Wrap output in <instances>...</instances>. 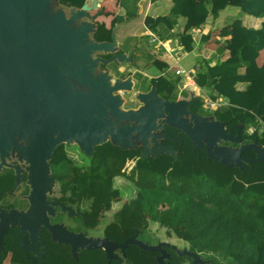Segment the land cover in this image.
Here are the masks:
<instances>
[{"label":"trees","instance_id":"1","mask_svg":"<svg viewBox=\"0 0 264 264\" xmlns=\"http://www.w3.org/2000/svg\"><path fill=\"white\" fill-rule=\"evenodd\" d=\"M124 1L122 7L125 8ZM134 1L136 4L139 0ZM61 2L69 5L75 0ZM77 2L81 7L85 0ZM186 2L173 0L170 14L159 21L165 26L164 35L169 32L168 25H175L184 15ZM228 7L238 8L239 16L264 19V0H200L196 7V26L204 24L210 16L217 18ZM129 15L135 17L136 13ZM146 22L158 32L156 20L147 18ZM231 35L229 59L216 63L204 60L194 81L198 87L211 90V100L225 99L228 103L214 111L206 110L205 115L227 122L234 134L236 127L242 126V139L250 144L259 137L264 139V130L260 132L264 126V63L261 66L258 63L264 50V21L257 29L244 25L235 27ZM181 39L184 49L193 51L192 37ZM148 60L160 71L168 67L153 56H148ZM112 66L119 70L114 64L103 68ZM179 83V79L171 82L160 75L150 80L149 88L157 85L162 98L175 101ZM240 83L246 84L244 90L238 89ZM205 103L197 99L195 106L202 109ZM165 133L176 138L181 132L168 128ZM165 144L175 146L179 151L177 158L162 154L159 158L140 159L142 148L123 150L107 142L96 147L91 157L86 156L89 161L84 162V156L80 157L82 161L71 154L76 145L62 144L50 161L52 176L57 180L52 199L73 208L89 200L91 206L86 211L104 213L114 202L124 200L122 190L128 187L135 195L126 200L113 214V220L104 226L103 238L121 244L137 235L138 240L157 245L161 239L150 227L156 223L167 236L185 241L191 252L200 255L203 264H264V162L243 169L228 167L209 159L205 146L195 151V145L186 135L180 137L179 142L166 140ZM245 155L256 157L251 149ZM132 161L135 164L128 172L126 166ZM11 172L6 170L0 174L3 178L0 180V208L24 210L26 201L12 203L9 199L15 187ZM242 178L244 181L240 182ZM28 194L27 186L23 195ZM82 231L88 233L89 229L82 224L76 232ZM41 235L45 250L38 260L42 264H159V253L134 245L124 252L120 250L121 255L117 252L121 261L108 260L103 249L80 248L75 258L70 244L54 241L46 229ZM22 239L18 227L9 230L3 237L0 264H31L20 246ZM168 252L170 259L166 263L192 264V258L179 256L171 249Z\"/></svg>","mask_w":264,"mask_h":264},{"label":"water","instance_id":"2","mask_svg":"<svg viewBox=\"0 0 264 264\" xmlns=\"http://www.w3.org/2000/svg\"><path fill=\"white\" fill-rule=\"evenodd\" d=\"M92 1V6L69 8L61 0H0V169L9 167L7 160L17 156L28 165L31 189L27 211L0 210V252L3 237L18 227L27 258L31 264H42L38 257L43 256L40 238L45 228L54 241L70 244L75 258L79 248L103 249L108 260L121 261L117 252L134 245L159 253V264H172L165 262L170 259L168 249L192 258V264H203L197 253L168 242L149 245L136 235L118 244L50 223L54 206L75 215L72 207L47 200L55 186L50 161L62 144H75L88 157L96 147L111 142L123 150L142 148L140 159L162 154L177 158L175 146L163 141L179 142L186 135L195 151L205 146L209 159L228 167L243 169L264 162V147L257 140L246 144L242 126L234 134L227 123L193 112L196 98L169 101L152 85L147 93L136 95L137 109H124V95L134 90V82L116 78L103 66L120 67L131 61L132 54L119 53L114 38L112 42L92 39L98 15L90 12L99 8L98 0ZM107 55L112 56L107 59ZM166 128L181 133L175 138L164 133ZM248 149L255 158L244 156ZM15 168L19 181L21 170Z\"/></svg>","mask_w":264,"mask_h":264},{"label":"crops","instance_id":"3","mask_svg":"<svg viewBox=\"0 0 264 264\" xmlns=\"http://www.w3.org/2000/svg\"><path fill=\"white\" fill-rule=\"evenodd\" d=\"M86 1L87 0H85L84 4L86 3ZM123 1L124 0H99V2H98L99 8L95 12H90V14L92 16L98 15L96 17L95 21H93L96 24L97 29H96L95 33L92 35V39L95 40L96 42H112V38H114V40L118 43V46L116 48L117 51H119V53H125L127 55H129V53H131L132 54L131 61L136 62L135 66H138V67L143 68V69L147 68L146 69L147 73L146 74L144 73V76H148L150 80L153 78H156L160 75L167 77L168 80L171 82L179 79L180 83H179L178 92H177V94H178L177 95L178 99H176L177 101L178 100H187L188 101V100H191L192 98L203 99L206 102L204 105V108H203V109H205V111L206 110L207 111H214V110L218 109V107L227 106L228 103L225 99H218L216 101H213V100H211V97H210L212 94L210 89H208V88L202 89L195 84V81H194L195 75L199 72V70L203 64H201L199 67H197V69H195L196 70L195 75L193 76V79H192L194 84L189 83L183 77L177 76L178 78H176V79L174 77L169 78L170 73L174 74L172 71L169 70V68L171 67V65L174 64L175 59H177L179 62V58L175 57L174 54L181 53V52L189 53L188 51H186L184 49L181 38H184L185 36H191L193 39V42H194V49L200 50V55L203 58V60H207V61L214 62V63H216L218 61H227L229 59L228 45L233 41V35H231V30H233L235 27H239V26H243V25L248 27V28L257 29L261 26V23L264 21V19L255 18L252 16H239L238 12H236L234 10H230L228 7L227 9L222 11L217 18L210 16L204 24H202L200 26H196V21H195L196 7L199 4L200 0H187V2L185 4L184 15L177 19L175 25L169 24L168 28H167V30L169 32L167 35H164L162 31L164 30L165 26L162 25L159 21L162 18H165L166 16H168L170 14V11L173 7V0H139L136 4H135L134 0H131L130 2L124 1L125 8L122 7ZM213 1L216 2L217 0H213ZM135 13H136L135 17H130L129 14H135ZM105 16H107V18H109V23L106 22L107 24H105L104 22H102L100 20L98 21V18H100V17L104 18ZM146 18H153L154 20H156L157 24L155 26L156 27L155 29L160 34H158V32H156V31H154V32H156L158 34V36L162 42L167 43V45L169 46L168 49H171V51H172L173 57H171L163 48L158 49L157 45H154V44H152L153 47L151 46L150 49L147 48V51H145V52H148V55L146 56V58L148 56H154V58L157 61L164 63L168 66L167 68L162 69L161 71L159 70V68L154 66L153 63L146 61L145 57L144 58L140 57V52L137 51L138 49H141V50L143 48L145 49L144 46L142 47V45H143L142 42H140L142 39L141 37L142 36H148L149 37V33L145 30V26H144V20ZM136 19L141 20V22H140L141 26L138 30H137V27L135 26V24L131 23L132 20H136ZM129 20H131V21L129 22ZM130 38H134L135 42L131 43V45L128 47L127 51L120 52L121 51L120 46L126 44L127 43L126 41ZM179 51H181V52H179ZM135 54H136V56H135ZM134 57H136L137 60L133 59ZM142 61H144L145 64L142 63L143 65H141ZM130 62H128V63H130ZM125 63H127V62H124L119 67V70L121 71V73L125 72L124 67H131V66L125 65ZM258 63L260 66L264 63V50L260 54V58L258 60ZM148 65H150L149 68H148ZM153 67L156 68L160 74L155 75V76L150 75L148 73V71H150L151 68H153ZM243 71H244V69H241V72H243ZM124 78H120V79L124 80ZM128 78H131V77H128ZM132 80L134 82V79H132ZM193 86H195V87H193ZM134 87H135V82H134ZM191 87H192V91L189 92L190 98H188V96H186V95L184 97L182 95V93H186ZM150 88H149V85L147 84L146 90L140 91V93L149 91ZM245 88H246V84H244V83L238 84L239 90H244ZM204 90H209L210 91L209 95L207 93H205L206 91H204ZM195 91L203 92L204 95H202L200 97L194 96L193 94ZM210 101L216 102L218 105H216V107L214 109H210L209 105H208ZM194 106H195V103H194ZM135 108L137 109L138 107H135ZM195 108H196V106H195ZM196 109L201 110L198 108H196ZM257 141L261 146L264 147V139L263 138L259 137L257 139ZM129 163L132 164V167L135 164V162H133V161L129 162ZM130 164H127V165L129 166ZM129 168L132 169L131 167H129ZM243 181H244V178H242V180L240 182H243ZM124 202L125 201H121V203H119L120 204L119 205L118 202L116 201L112 205H114L116 203V208L119 209L121 207L122 203H124ZM112 205H111V207H113ZM112 209H113L112 211L106 210V212L100 213L99 217H104V216L108 215V220H110L109 219L110 216H112L117 210L114 207ZM87 215H89V213ZM99 217H98V219H99ZM154 225H157V227L159 226L158 224L155 223V224H151L150 227H152V229H153ZM102 228H104V227L101 226L100 231L103 230ZM158 237L161 239L160 240L161 242H168V243H171V244H174L177 246L176 241L173 242L171 240L161 238V236H158ZM101 238H103V237H101ZM174 238H176V237H174ZM175 240L178 241L181 239L176 238ZM181 241H183V240H181ZM178 248L179 249H188V246H186L184 248H180V247H178Z\"/></svg>","mask_w":264,"mask_h":264},{"label":"rangeland","instance_id":"4","mask_svg":"<svg viewBox=\"0 0 264 264\" xmlns=\"http://www.w3.org/2000/svg\"><path fill=\"white\" fill-rule=\"evenodd\" d=\"M98 2H99V0H98ZM86 3L90 4L91 6L93 5V1L92 0H87ZM64 5H66V4H64ZM77 5H79V4H78L77 0H75L74 3L69 4V5H66V6H69V8H73V7L79 8V6H77ZM229 9L230 10H234V11H236L238 13L240 12V10L238 8H236V7H229ZM95 11L96 10H94L92 12H95ZM99 20L102 21V22H104L105 24H107L106 22L109 23V18H107V16H105L104 18H101L100 17V18H98V21ZM130 21L131 20H129V22ZM140 22H141L140 19H136V20H132L131 21V23L135 24V26L137 27V30L141 26L140 25ZM145 22H146V19L144 20V23ZM141 38L142 39H141L140 42H142V44H143L142 47L144 46L145 49L144 48L142 50L141 49H138L137 51L140 52V57H142V58L145 57L146 58V56L148 55V52H145V51H147V48L150 49L151 46L153 47V45L151 43V37L150 36L149 37L148 36H142ZM126 42H127L126 44L120 46V50L121 51H127L128 50V47L131 45V43L132 42L134 43L135 41L134 40H131V41L129 40V41H126ZM179 52H181V51H179ZM135 56H136V54H135ZM174 56L177 57V58H179L178 67H180L182 70H184L186 72H189V71L192 70V71H194V75H195V71H196L195 69H197V67H199L201 64H204V60H203V58L200 55V50L199 49H194L193 51H191L189 53H184V52L176 53V54H174ZM153 58H154V56H153ZM133 59L137 60L136 57H134ZM146 61H149L148 60V57L146 58ZM149 62H151V61H149ZM142 63H144V61L141 62V65H143ZM135 64H136V62H134V61L133 62L131 61L130 63H125V65L131 66V67H124V69H125V72L124 73H121L120 70H116L113 66L110 69L112 71V73L116 76V78H124V77H127L128 76V77H131L132 79H134L135 87H134L133 92L126 93L124 95L125 96V99H126V104L124 105V108L125 109H130V108H133L134 109L135 107H138L139 106V103H138V101H136V95L138 93H140V91H145L147 84L148 85L150 84L149 77L148 76H144V73L145 74L147 73V70H146L147 68L146 69L145 68L143 69V68H140L138 66H135ZM149 66L150 65H148V68H149ZM169 70L172 71L171 70V67L169 68ZM148 73L150 75H154V76L160 74L159 71L156 68H154V67L151 68V70L148 71ZM174 74H171L170 73L169 78L170 77H174L175 79L178 78V77H183L184 78V76H178L177 77V75L175 74L176 75L175 76ZM193 87H195V86H193ZM190 91H192V87L186 93H182V95L184 97L186 95V96H188V98H190V93H189ZM204 91H206L205 93H207L209 95V92H210L209 90H204ZM193 95L194 96H197V97H200V96L204 95V93L203 92H200V91H195ZM200 111L202 113V116L205 115V112H207L203 108ZM73 145H75V144H73ZM71 151H72L71 152L72 155H75V157H78L79 154H80V157L81 158H83V156H84L85 162H88L89 161V158L86 157L87 155L84 152H82L77 145ZM128 164H130V163L128 162ZM131 166H132V164H130L129 166L128 165L126 166V169H127L128 172L130 171V168L129 167H131ZM134 195H135L134 190H132V189H130L128 187H126V188H124L122 190V197L124 199L123 201H126L129 198H132ZM82 206L84 207L83 209L90 208L91 201L86 200L83 203ZM112 206L115 209H117L115 204L112 205ZM113 207H110L107 211H112L113 210L112 209ZM88 213H89L90 220H91L90 221V226H95L97 228V232H94V235H92L93 233L91 231V238H101L102 237V230L100 231V227L101 226L104 227L110 221H112L114 215L110 216V218H109L110 220H108V215L107 216H104V217H99L100 213H93V212H91V210H89ZM98 217H99V219H98ZM96 224H97V226H96ZM151 229H152V227H151ZM152 230L158 236H161V238H164V239H167V240H171L173 242L176 241L177 246L180 247V248H184V247L188 246V244H186L184 241H181V240H178L177 241V240H175L176 238L167 236L166 231L163 230V229H161L159 226L157 227V225H154ZM118 254L121 255V252L118 251Z\"/></svg>","mask_w":264,"mask_h":264},{"label":"flooded vegetation","instance_id":"5","mask_svg":"<svg viewBox=\"0 0 264 264\" xmlns=\"http://www.w3.org/2000/svg\"><path fill=\"white\" fill-rule=\"evenodd\" d=\"M147 92L148 91H146L144 93H147ZM169 101H171V100H169ZM175 101H177V100H175ZM139 106H140V104H139ZM134 109H136V108H134ZM191 110L193 112L197 113L198 115L202 116L201 111L197 110L194 105L191 107ZM203 116H206V115H203ZM225 123H227V122H225ZM227 128H228V123H227ZM167 129L168 128H166V130ZM228 129H231V128H228ZM166 130H164V133H165ZM167 140H169V139H167ZM165 141L166 140L163 141L164 144H165ZM166 145H171V144H166ZM225 145L229 146L230 144L226 143ZM233 146H236V145H233ZM72 156L75 157V155H72ZM244 156H246V155L244 154ZM246 157H248V156H246ZM75 158H77V157H75ZM79 159L84 161L83 159L80 158V155H79ZM7 162L10 164V166L8 167V166L3 165L2 168L0 169V174L3 175L6 170H11L12 171L11 175H12L13 178L12 177L11 178H12V181L14 182L15 187H14V191L10 194V198L9 199L12 201V203H14V202L21 203V202L26 201L27 202L26 209H24V210L16 209V210L27 211L29 209V207H30V203H29V198L28 197H29V194H30V191H31L30 186L28 185V165L26 163H24V162H21L18 159L17 156H13V159L7 160ZM0 164H1V161H0ZM17 166H19L20 170H21V176H20V180L19 181L17 180V171H16V168H15ZM0 177H2V176H0ZM51 177H53L52 173H51ZM1 179H3V178H0V180ZM27 186L29 187V194L28 195H23V192H24V190H25V188ZM56 186H57V180L55 179L54 191H53V193L51 195H48V199L47 200L49 202H58V201L52 199V196L54 195ZM58 203H60V202H58ZM119 203L120 202H118V204ZM60 204H62V203H60ZM115 205H116V203H115ZM67 207H70V206H67ZM83 208H84L83 206L73 208L74 211H75V215L70 216L69 212L63 211L61 207L54 206L55 215L54 216L48 215L50 223L52 225H58V224L59 225H63L66 230L71 231L72 233L84 234L86 237L91 238V231L93 233L92 235H94V232H97V228L95 226H90V221H91L90 220V216L87 215L88 211H86V209L83 210ZM0 210H5V209H1L0 208ZM58 217H60L61 219H59ZM82 224H84L85 227L89 229L88 233L87 232H83V231L82 232H76V230L78 228H80ZM43 229H45V228H42V230ZM102 237H103V234H102ZM40 240H41V238H40ZM43 247H44V249H43L42 253L44 254V250H45L44 243H43ZM71 250H72V246H71Z\"/></svg>","mask_w":264,"mask_h":264},{"label":"built area","instance_id":"6","mask_svg":"<svg viewBox=\"0 0 264 264\" xmlns=\"http://www.w3.org/2000/svg\"><path fill=\"white\" fill-rule=\"evenodd\" d=\"M144 26H145V30L149 33V36L151 37V43L154 44V45H157L158 49L163 48L171 57H173L172 56V51H171V49H168L169 46L167 45V43L162 42L160 40L158 34L151 29L150 25H148L147 22L144 23ZM178 64H179L178 60L175 59L174 64L171 65V70L177 76H184V79L186 81H188L191 84H194V82L192 81L193 76H194V71L191 70L189 72H186V71L182 70L180 67H178ZM208 105H209L210 109H214L216 107V105H218V104L216 102L210 101ZM251 130L255 131V128L252 127ZM263 130H264V126H262L260 128V132L263 131ZM131 168H132V166H131Z\"/></svg>","mask_w":264,"mask_h":264}]
</instances>
